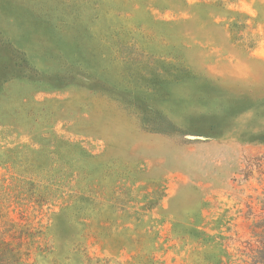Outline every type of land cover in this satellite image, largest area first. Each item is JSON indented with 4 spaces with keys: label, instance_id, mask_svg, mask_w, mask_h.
<instances>
[{
    "label": "rangeland",
    "instance_id": "1",
    "mask_svg": "<svg viewBox=\"0 0 264 264\" xmlns=\"http://www.w3.org/2000/svg\"><path fill=\"white\" fill-rule=\"evenodd\" d=\"M0 264H264V0H0Z\"/></svg>",
    "mask_w": 264,
    "mask_h": 264
}]
</instances>
